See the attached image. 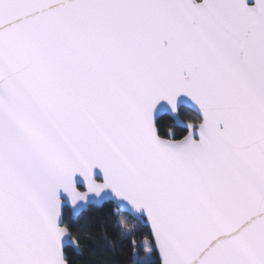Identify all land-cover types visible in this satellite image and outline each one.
<instances>
[{
  "label": "snow or ice",
  "instance_id": "1",
  "mask_svg": "<svg viewBox=\"0 0 264 264\" xmlns=\"http://www.w3.org/2000/svg\"><path fill=\"white\" fill-rule=\"evenodd\" d=\"M93 258L264 264V0H0V264Z\"/></svg>",
  "mask_w": 264,
  "mask_h": 264
},
{
  "label": "trees",
  "instance_id": "2",
  "mask_svg": "<svg viewBox=\"0 0 264 264\" xmlns=\"http://www.w3.org/2000/svg\"><path fill=\"white\" fill-rule=\"evenodd\" d=\"M84 216L90 223L91 230L94 232L96 237L94 241L90 242L91 249L98 254H108L109 244L105 239V232H107L109 236L115 235L116 233L115 224L110 215V209L106 206L101 208L92 207L84 213ZM112 250L116 252V256H110V259H127V257L120 253L118 248ZM93 264H95L94 258Z\"/></svg>",
  "mask_w": 264,
  "mask_h": 264
},
{
  "label": "water",
  "instance_id": "3",
  "mask_svg": "<svg viewBox=\"0 0 264 264\" xmlns=\"http://www.w3.org/2000/svg\"><path fill=\"white\" fill-rule=\"evenodd\" d=\"M99 208H101V207H99Z\"/></svg>",
  "mask_w": 264,
  "mask_h": 264
}]
</instances>
